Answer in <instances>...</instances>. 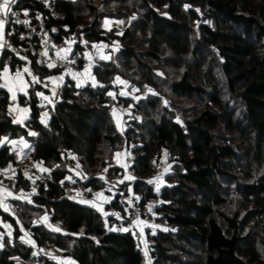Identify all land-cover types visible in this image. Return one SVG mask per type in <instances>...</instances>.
I'll list each match as a JSON object with an SVG mask.
<instances>
[{"label": "trees", "instance_id": "trees-1", "mask_svg": "<svg viewBox=\"0 0 264 264\" xmlns=\"http://www.w3.org/2000/svg\"><path fill=\"white\" fill-rule=\"evenodd\" d=\"M47 16L66 38L107 44L110 59L91 62L95 82L78 86L67 77L57 102L45 107L36 91L42 83L30 81L19 97L30 110L23 124L0 90V169L15 165L11 141L26 138L22 163L43 166L47 178L14 177L15 194H36L6 200L11 212L0 207V264H264V0L59 1ZM107 17L126 27L105 29ZM30 64L38 80L61 73L33 58ZM6 65L4 54L0 80ZM164 71L180 72L169 73L176 79L168 84ZM117 77L139 89L167 87L173 100L193 106L163 105L146 90L125 98ZM114 103L131 107L123 130ZM127 151L128 174L116 164ZM69 177L83 180L90 200V190L120 179L126 197L139 198L141 209L156 202L163 224L177 229L148 230L154 243L146 252L130 231L112 230L129 213L120 193L107 201L115 213L106 214L69 198L59 186ZM155 179L159 187L149 183ZM46 245L54 255L35 252Z\"/></svg>", "mask_w": 264, "mask_h": 264}, {"label": "built area", "instance_id": "built-area-1", "mask_svg": "<svg viewBox=\"0 0 264 264\" xmlns=\"http://www.w3.org/2000/svg\"><path fill=\"white\" fill-rule=\"evenodd\" d=\"M59 1L74 0H26L25 5L20 3L21 0H17V3L12 6L13 11L17 15L12 16L9 14L4 24L6 38L3 43V53L6 54L7 65L14 64L15 70L18 72L23 71L24 67L27 66L32 76H35L30 64L32 58L45 68H52L49 65H60L65 59H76L79 53V43L76 42V35L72 38L75 42L69 44L67 42L69 38H66L61 33L59 27L49 24L47 12L52 11ZM108 98L110 99L111 97ZM54 102H57V95ZM127 162L131 165L133 163L132 158H128ZM164 167L165 163L162 162L159 171L162 172ZM0 171L2 173L0 188L9 193L15 194L17 192V184L14 177L19 171H23L24 175L29 178L36 177L42 182L47 181L44 172L40 171L34 163H22L20 155H16L15 165H7L1 168ZM8 174L9 176L7 177L6 175ZM13 174L15 176H12ZM82 181L79 178L69 177L62 181L59 186L69 198L84 200L87 199V195L81 187ZM30 194L35 195V189H32ZM89 194H93L96 197L97 192L90 190ZM125 197L119 195L120 201L129 202L128 216L125 219L121 217L119 221L114 222L112 230L122 231L123 227H127L128 231L133 234L139 248H143L147 252L149 245L154 243V239L147 235L148 230H166L168 228L170 231H175L177 229L175 226L167 227L163 224L161 220L163 213L157 209L156 202H150L144 209H141L138 207L139 198L132 197L129 199ZM138 221L139 223H137ZM2 236L3 233L0 229V239H2ZM36 250L38 253L45 255L55 254V248L52 245L38 247Z\"/></svg>", "mask_w": 264, "mask_h": 264}, {"label": "rangeland", "instance_id": "rangeland-1", "mask_svg": "<svg viewBox=\"0 0 264 264\" xmlns=\"http://www.w3.org/2000/svg\"><path fill=\"white\" fill-rule=\"evenodd\" d=\"M103 27L107 30L113 29V28L124 29V27H126V24L120 19H114V18L107 17L103 20ZM67 42L69 44H73L75 41H74V39H72V37H70ZM76 42L80 43V44L82 43V46H84V48L86 46V50L85 49L79 50L82 53V55H80V56L86 60V64H84V67L79 68L77 66L78 61L76 59L75 60L65 59V61L62 62L60 65H56V66L52 67V69L60 68L61 73L56 74V75L47 76L43 79L40 78L39 80L37 77L31 76V78L34 80L35 83H37V84L42 83V85L44 87L43 90H40V89L36 90L38 96L41 98L43 107L53 104V100L55 99L59 90L63 87V84L65 83V79L67 77L72 78L76 82V85H78V86L85 85V84L92 82V81L95 82L96 78L92 75V72H91V68L93 65L91 62L96 61L97 59H99V60L100 59H110V53L111 52L109 53V46L107 44L93 43V44L88 46V45H86L85 41H83V40L82 41L77 40ZM113 48H114V46H113ZM64 53L66 54V52H64ZM6 68L9 69L8 67H6ZM28 70L29 71L26 73L31 74V71L29 68H28ZM168 72L170 74H177L180 71H178V72L168 71ZM169 73H167V71H164V73H162L163 77L166 76L165 82L168 84H170L171 82H173L176 79L175 76L169 75ZM61 77H62V79H61ZM116 79H117L116 80V87L119 90L118 92L121 96H124L125 98L138 100V99H140V96L142 95V93L138 94V92L140 90L141 91L146 90L147 92H150V93L160 94L161 98H162L163 105H166V106L171 105L172 107H175V108H182V107L183 108H185V107L191 108V106H193V102H191V101H185V100L175 101V100H173L171 95L169 94V91H167V87H164V88H158L157 87L158 89H153V88L148 87L147 89L143 88L144 89L143 90V89H139L138 87H135V86L132 87L130 85V83H127L122 78L117 77ZM161 79H163V78H161ZM161 79H159V80H161ZM109 93H111V95H109ZM109 93H108L109 97H111L112 99L116 98L115 95L117 94V92L110 91ZM18 96L19 95L16 93L15 98L19 99ZM45 97L47 99H45ZM165 101L167 103H165ZM10 109L12 110L13 114L15 115L12 104H11ZM112 112L115 116L118 128L120 130H123L125 128V125H124L125 121L128 119V116L131 114V107L125 109L121 105L114 103L112 106ZM49 116H50L49 112L44 111L43 116H42V122L46 124L48 122ZM1 143H3V141ZM11 143H12L13 147L15 149H17L18 151H21V150L27 148L31 144V142L26 138L12 140ZM25 145H27V147H25ZM126 153H127V156L124 155V152H122V154L120 156H118V158L116 159V164L119 166H123L125 168L126 174H128V172L130 171L129 170L130 165L128 164L127 160L129 157L128 155H130V152L127 151ZM6 176L8 177L9 174ZM12 176H15V174H13ZM7 177H6V179H7ZM35 179H37V178L33 177L32 180L35 181ZM119 180L120 179H118L116 181L115 180H110V181L106 180L107 184H108V186L105 188L106 191L100 192L103 194L102 196L104 197V200L101 203L102 204L101 206H98L96 204L95 198L92 200H90V199H84V200L78 199V200L83 204L95 206V208L99 209L100 211H102V212L105 211L106 214H110V213L113 214L115 212H113L112 209L111 210L106 209L107 208V206H106L107 201L109 199H112L114 197V195L118 194V193H120L118 195H121V197H125L124 196L125 192L123 191V189L125 187L122 188L123 185H121L122 183ZM153 182L157 185V187H159L162 183V181H159V179H155V180H153ZM107 192H110V193H107ZM8 193L9 192L0 188V201H3V204H0V207L3 210H5V206H6L7 211L11 212L9 204L6 203V200L8 201V199H15V198L18 199L17 196L19 195L20 192L18 194L11 193V195H8ZM108 195L110 198L108 197ZM20 198L23 200L31 201V195L21 196ZM43 215L40 216V219L44 217ZM137 223H139V221ZM125 229H127V231H128L127 227H123L122 231L126 232ZM2 239H3V237H2ZM2 239H0V246L2 244ZM36 253H38V252L36 251Z\"/></svg>", "mask_w": 264, "mask_h": 264}, {"label": "crops", "instance_id": "crops-1", "mask_svg": "<svg viewBox=\"0 0 264 264\" xmlns=\"http://www.w3.org/2000/svg\"><path fill=\"white\" fill-rule=\"evenodd\" d=\"M5 38H6V29H5V25H4L3 29L0 30V63L4 57L3 43H4ZM6 67L9 68L8 69L9 71L7 73L2 71L0 84H7L8 87L0 88V90L3 89V90L8 91L10 98H11V101H12V107H13L14 113L16 115V116L14 115V119L16 122L23 124L28 119L29 114H30V110H29L28 106L26 105V103H22V102H20L19 99H16V98H15V100H13V94L17 93L19 95L18 97L28 95L29 94L28 92L30 90V81H34V80L32 78H30L32 76V74H28L24 70L18 72V71H13L8 65H6L5 68ZM26 68H27V66L24 67V69H26ZM17 73L20 74L19 77H17V75H16ZM9 88H11L13 91L12 90L9 91ZM25 109L27 111H22ZM30 146H31V144L23 150L28 149ZM23 150H21V151L17 150L18 155L22 156L21 152H23ZM124 155L127 156V153ZM37 166H38V169L40 171L44 172L45 168L43 166H40V165H37ZM99 193L100 192H98L97 194H99ZM100 194H102V193H100ZM102 195H99V196L96 195V197H95V202L98 206H101L102 205L101 203L104 200V197ZM18 196L19 197L20 196H26V194L18 195ZM36 249H38V247L35 248V252L37 251Z\"/></svg>", "mask_w": 264, "mask_h": 264}, {"label": "snow or ice", "instance_id": "snow-or-ice-1", "mask_svg": "<svg viewBox=\"0 0 264 264\" xmlns=\"http://www.w3.org/2000/svg\"><path fill=\"white\" fill-rule=\"evenodd\" d=\"M17 3V0H0V30L3 29L4 27V24H5V20L6 18L8 17L9 14H11L12 16H16L17 13L13 11L12 9V6L15 5ZM25 15H27V13H25ZM133 19H135V17H133ZM19 22V21H17ZM26 23V21H25ZM49 67H54V65H49ZM3 71L5 73H7L9 70L7 68H4ZM25 72H28L29 70L26 68L24 69ZM17 77H19V73L16 74ZM62 79V77H61ZM4 87H8L7 84H0V88H4ZM12 89L9 88V91H11ZM109 95H111V93H109ZM45 99H47L45 97ZM13 100H15V94H13ZM165 103H167L165 101ZM22 111H27L26 109L25 110H22ZM31 135H35V133H30ZM25 147H27V145H25ZM119 155V154H117ZM129 179H131V177H129ZM153 181H149V183H152ZM8 195H11V193H8ZM98 196L99 195H102V194H97ZM0 204H3V201H0ZM5 210H7L6 206H5ZM45 219H47L45 217ZM56 231H59V229H55ZM125 231H127V229H125Z\"/></svg>", "mask_w": 264, "mask_h": 264}, {"label": "water", "instance_id": "water-1", "mask_svg": "<svg viewBox=\"0 0 264 264\" xmlns=\"http://www.w3.org/2000/svg\"><path fill=\"white\" fill-rule=\"evenodd\" d=\"M175 122H176L178 125H180V126L183 125L180 119H176Z\"/></svg>", "mask_w": 264, "mask_h": 264}]
</instances>
